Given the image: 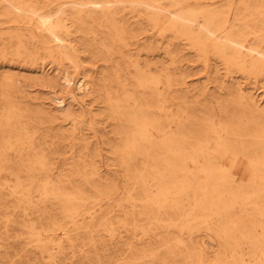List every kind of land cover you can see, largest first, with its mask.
I'll use <instances>...</instances> for the list:
<instances>
[{
    "label": "bare ground",
    "instance_id": "obj_1",
    "mask_svg": "<svg viewBox=\"0 0 264 264\" xmlns=\"http://www.w3.org/2000/svg\"><path fill=\"white\" fill-rule=\"evenodd\" d=\"M234 1L43 0L37 6L31 0H0L6 23L0 33L11 35V22L19 32L26 19L45 33L41 48L46 56H37L32 77L40 84L59 85L64 97L75 84L73 106L77 95L97 102L100 120L115 131L107 140L110 159L123 172L104 177L99 152L87 138L70 141L76 132L73 110L67 108L58 121L43 103L34 102L22 83L29 78L0 67V175L6 173L0 200L13 196L17 203L12 214H19V223L34 241L45 240L47 251L58 250L48 254L50 260L96 227L114 237V222L107 215L122 210L126 230L161 233L169 232L159 230L163 226H178L188 234L199 246H194L196 253H186L187 264H264V104L240 84L230 85L226 89L236 93L243 109L223 111L216 122L213 109L200 114L190 97L180 95L190 90V63L206 61L209 52L227 66L230 76L238 71L264 79V0ZM75 28L95 33L94 44L74 36ZM162 33L168 34L165 56L150 60L161 47ZM10 48L0 43L3 54ZM81 52L99 54L103 63L96 77L87 70L75 78L68 67H59L66 60L76 63ZM47 57L55 59L57 73L46 70ZM168 91L178 93L177 110H172ZM76 143L78 161L64 157L67 146ZM241 155L247 157L251 174L238 180L231 166ZM139 204L141 208L130 210ZM137 216L147 221L139 222ZM182 216L185 221L180 222ZM6 222L10 225L12 218ZM173 238L183 242L178 235ZM214 244L218 252L209 259L208 247ZM244 244L248 259L238 249Z\"/></svg>",
    "mask_w": 264,
    "mask_h": 264
},
{
    "label": "rangeland",
    "instance_id": "obj_2",
    "mask_svg": "<svg viewBox=\"0 0 264 264\" xmlns=\"http://www.w3.org/2000/svg\"><path fill=\"white\" fill-rule=\"evenodd\" d=\"M31 1L37 4V6H43L44 4L43 0ZM238 1L235 0L233 4L235 5ZM45 10L46 8L38 9L37 12L41 13ZM0 20V29H3L6 23L3 21L2 15H0ZM11 26L13 32L11 35L4 33L3 30L0 33V43H9L11 45L9 54L5 55L0 52V67H11L13 69L12 72L22 74L24 77L29 78L22 83L27 90H31L32 94H34V102L43 103L47 111L53 115H58V121L62 119L61 115L67 111V108L72 109L75 113L76 132L70 141L74 142L76 139V142H78L82 138H87V141L90 143L89 145L96 148L99 152V165L103 176L109 177L112 173L121 176L123 174L121 167L110 159L112 152L107 143L109 138L112 139L115 137V131L108 122L100 120V116L97 114V102L91 96L80 97L77 95L76 103L73 106L70 103L73 101L72 95L76 93L75 84L72 85V94H66L64 97L59 85L55 83L50 84L49 82L40 84L34 79L32 76L34 75L35 59L37 56H46V52L41 48V41L45 38V33L38 30L34 25V21L30 22L29 19L21 23L20 29L22 30H19V32L16 30V24L14 22H11ZM152 32L154 33V30ZM94 34L93 32L88 33L83 28H75L73 32L74 36H80L84 42L92 44H94L92 42ZM167 35V33H162L158 36L162 41L161 47L153 52L155 55L151 54L149 57L150 60L157 61L165 56ZM115 48L118 50L119 47ZM17 50H20L19 55L16 54ZM190 50L193 51V49ZM188 53L196 55L194 52ZM76 59V63L66 60L65 64L59 65V67H68L73 71L75 78L87 70L92 76L96 77L103 63L98 53L92 55L88 52H81V56H78ZM121 61L123 69L125 71L128 70L127 65L124 64L125 60ZM190 64L187 80L191 85L186 84L190 90L186 91V93L180 92V95L190 97L189 100L194 102V107L196 110H200L197 111L200 114L204 113L202 110L211 108L213 109V113L216 114L214 119L218 122L223 111L241 112L243 106L238 101L236 93L226 89V87L228 88V86L233 84H240L245 90H249L256 95L257 99L264 104V79L246 77L238 71L231 73L232 76H230L227 66L221 60L215 58L211 52L207 54L206 61L203 58H199ZM45 68L51 74L57 73V70H55L57 68L55 59L50 57L45 58ZM28 73L30 74L28 75ZM203 85L207 86L206 93H203ZM168 92L169 102L174 103L172 110H177L175 104L177 99H174V95L178 93ZM71 120L65 121L69 127H71ZM79 149L80 146L78 143L73 146H67V152L63 156L66 158L72 157L71 159L78 161L80 155ZM10 155H13V151H10ZM78 163L80 164V162ZM231 171L238 180L241 177L247 179L251 174L247 157L243 155L239 156L236 163L231 166ZM0 179V181H4L6 179V173L5 175H0ZM116 183L121 189L126 190L121 178H117ZM86 188L87 191L93 193V188L90 185ZM0 193H3V189H0ZM116 196L118 197L119 195L116 194ZM12 198V195H7L5 201L0 200V264H187L189 260L185 257L186 253H189V251L196 253L197 251L194 248L197 244H192V241L188 238V234L180 233L178 226H163L166 229L160 228L159 230H169V232L163 231L161 233L153 231L143 234L131 228L126 230L121 227L124 218L122 210H112L111 214L107 215V219L114 222V237L108 231L101 228V226L96 227L91 233L83 232L75 240V244L72 243V245L64 249L63 253L58 255L56 260H50L48 254L50 252L57 253L58 250L53 248L47 251L45 240L40 242L34 241V237L19 223V214H12L14 204L17 203ZM189 201L191 202V198H189ZM120 203L126 206L129 204L126 201ZM258 203L261 205L263 202L259 200ZM118 204L114 202L115 209H117ZM140 205L136 207L131 206L132 209L130 210H137L141 208ZM187 206L188 204L185 207ZM188 209L186 208L184 213ZM239 210L238 208L237 211ZM10 217L12 218V223L6 226V221ZM14 219H18V221L13 222ZM137 219L139 222L145 223L147 221L142 216H137ZM184 219L185 217L182 216L179 221L183 222L185 221ZM41 222L46 225L45 218ZM147 227L151 228L152 226ZM57 234L60 236L63 235L60 230H57ZM174 235L180 236L183 242H177L173 238ZM90 236H93L94 239H91ZM163 236H169V240H158ZM196 241H198V238L193 239L194 243ZM146 249L148 255L144 253ZM238 249L243 258H249L248 244H244L242 248ZM217 252L218 248L215 244L208 247L209 259H212Z\"/></svg>",
    "mask_w": 264,
    "mask_h": 264
}]
</instances>
